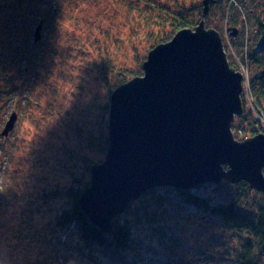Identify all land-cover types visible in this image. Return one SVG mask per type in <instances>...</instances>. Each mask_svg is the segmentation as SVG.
<instances>
[{
  "label": "trees",
  "instance_id": "16d2710c",
  "mask_svg": "<svg viewBox=\"0 0 264 264\" xmlns=\"http://www.w3.org/2000/svg\"><path fill=\"white\" fill-rule=\"evenodd\" d=\"M7 1L2 2V8L3 3L7 4ZM68 1L72 2L73 6H68L65 15L47 14L50 9L45 12L41 21L42 29L46 27L47 35L56 19L66 16L67 20L60 22L64 25V31L74 37L84 35L83 38L89 47L97 45L95 49H99L98 44L102 39V47L99 50L107 53L108 58L106 63H100L99 68L95 66V61H92L93 64L87 62L94 65L89 70L88 77L91 76L99 82L105 88L107 96L101 103L100 99H97L96 107L102 112L95 132L93 133L90 125H87L86 130L88 132L91 127L87 139L88 146L96 149L99 155H106L109 146V98L112 92L128 82L129 78L140 76L135 69L127 68L121 59L128 42L126 36L138 33L135 23L138 16L146 27L154 28L149 37L157 46L170 41L183 29H195L201 21L205 0ZM23 2L24 0H13L15 8H21ZM58 6L55 1L52 9ZM30 19L19 18L21 22H16L18 30L26 29L23 32V38L26 40L29 33L31 34L29 28L36 20L34 17ZM89 23L90 26L87 25ZM138 24L141 25L139 22ZM205 24L221 35L228 28L236 29L237 36L230 37L225 45L229 63L236 69L238 67L234 59L240 61L241 65L248 64L250 93L246 97L242 96L244 110L235 118L234 134L237 137L241 135L239 139L244 141L248 139L245 134L249 133L248 135L254 137L263 133L262 122L256 115H264V0H210ZM94 33L97 35L91 38ZM40 42L41 40L36 45ZM18 43L19 47L25 45L22 40H18ZM106 46L108 49H105ZM151 50L152 48L148 52ZM145 61L146 59L138 60L137 70H143ZM8 92L6 89L2 91L4 94ZM28 99L26 97L24 102ZM82 157L79 163L77 159L70 158L71 165L55 164L53 170L64 172L68 177L66 182L61 183L62 180L53 177L41 190H36V195L35 191L30 195L31 200L25 202L30 206L29 215L38 213L34 200L42 201L51 215L40 229L34 222L36 230L29 224L24 227L16 226L14 235L25 233L29 241L39 244L34 249L24 246L22 241L16 244V248L14 244L12 250L15 252L9 254L6 263L185 264L181 260L174 261L172 257H166L161 252L163 248H179L182 240L177 227L183 231L188 221L199 222L203 227L213 224L215 228L240 236L230 264L264 263V202H255V199L251 198V194L260 192L251 189L246 182L205 184L189 191L173 188L150 190L131 203L128 209L114 220L112 231L106 234L90 223L79 206L81 194L90 186V169L100 163H97V158L86 154H82ZM80 169L83 170L82 174L77 175ZM0 186L2 219L7 207L15 206L19 201L24 202L25 197L19 192L12 193L8 190H5L7 194L3 193L1 190L4 185ZM212 187L214 195L207 192ZM249 207H255V212L249 210ZM30 223L32 224V221ZM28 227L30 233L21 230ZM0 264L5 263L0 259Z\"/></svg>",
  "mask_w": 264,
  "mask_h": 264
},
{
  "label": "water",
  "instance_id": "95a60500",
  "mask_svg": "<svg viewBox=\"0 0 264 264\" xmlns=\"http://www.w3.org/2000/svg\"><path fill=\"white\" fill-rule=\"evenodd\" d=\"M210 0L199 26L179 31L153 48L142 76L110 96L109 146L90 169L79 206L108 234L128 206L157 188L189 191L211 183L246 182L264 194V134L237 141L232 132L243 113V76L231 67L220 33L206 29ZM43 22L35 29L41 40ZM230 37L238 31L228 28ZM11 115L2 131L15 128Z\"/></svg>",
  "mask_w": 264,
  "mask_h": 264
},
{
  "label": "rangeland",
  "instance_id": "374dc122",
  "mask_svg": "<svg viewBox=\"0 0 264 264\" xmlns=\"http://www.w3.org/2000/svg\"><path fill=\"white\" fill-rule=\"evenodd\" d=\"M6 1L0 0V184L4 185L1 192H19L25 197L24 202L19 201L15 206L7 207L5 216L0 219V259L5 264H10L6 262L9 254L15 252L12 250L14 244L16 248V244L22 241L21 244L30 249L39 244L29 241L25 233L14 235L16 226L24 227L29 224L35 230L38 226L40 229L51 215L42 201L34 200L38 213L31 216L30 206L25 202L31 200L30 195L34 191L36 195V190H41L53 177L62 180L61 183L68 180L64 172L53 170L55 164L71 165L70 158L77 159L79 163L83 158L82 154L97 158V163L105 159V155H99L96 149L90 148L87 143L90 129L92 127L93 133L95 132L102 112L96 107L97 99H100L101 103L107 96L105 88L91 76L88 77V72L94 67L92 61H95V66L99 68L100 63H106L108 57L107 53L99 50L102 47V39L98 44L99 49H95L97 45L89 47L83 38L84 35H77L76 38L64 31V25L60 22L64 23L66 16L57 18L47 35L44 27L41 42L37 45L34 42L35 29L43 20L45 12L50 9L47 14L65 15L68 6H73L72 2L24 0L21 8H15L13 0H8L7 4L3 3L2 8V2ZM55 1L59 6L53 10ZM32 17L36 20L29 28L30 38L28 36L26 40L23 38L26 29L18 30L16 22ZM138 19L135 22L138 33L125 35L128 42L121 59L127 68L135 69L134 71L142 76L143 70H137L138 60L146 59L148 51L156 46L149 37L154 28L149 29L139 16ZM96 35L97 33H94L90 37ZM229 38L225 30L222 34L224 45L228 44ZM18 40H22L25 45L19 47ZM234 62L238 72L243 74L246 97L249 95V83L246 81V75L249 77L248 64L242 68L240 61L234 59ZM3 89L9 90L8 94L2 93ZM26 97L29 99L24 102ZM14 113L17 114L15 128L8 136L3 137L2 131ZM256 117L259 119L257 115ZM234 121L232 132L234 138L241 142V135L237 137L234 134ZM87 125L91 126L88 132ZM262 129L264 133L263 123ZM248 134H245L246 138H251ZM82 171L80 169L77 175H81ZM2 181L4 183H1ZM213 190L212 187L207 192L214 195ZM204 194H207L205 190ZM250 196L255 202H264V194ZM254 208L249 207V210L255 212ZM33 222L38 226L35 227ZM28 229L29 227L21 230L30 233ZM177 229L182 240L181 247L168 250L163 248L161 253L166 257H172L174 261L181 260L185 264H230L234 258L233 251L240 240L236 233H227L223 229L215 228L213 224L203 227L195 221L186 222L183 231H180V227ZM19 235L22 236L18 238Z\"/></svg>",
  "mask_w": 264,
  "mask_h": 264
},
{
  "label": "built area",
  "instance_id": "2783aa9c",
  "mask_svg": "<svg viewBox=\"0 0 264 264\" xmlns=\"http://www.w3.org/2000/svg\"><path fill=\"white\" fill-rule=\"evenodd\" d=\"M244 65H242V68H243ZM247 77V75H246ZM259 119L261 120V122L264 124V115L260 114L258 115Z\"/></svg>",
  "mask_w": 264,
  "mask_h": 264
},
{
  "label": "bare ground",
  "instance_id": "6f19581e",
  "mask_svg": "<svg viewBox=\"0 0 264 264\" xmlns=\"http://www.w3.org/2000/svg\"><path fill=\"white\" fill-rule=\"evenodd\" d=\"M203 10H204V9H203ZM202 15H203V13H202ZM201 19H202V17H201ZM200 22H201V21H200ZM199 24H200V23H199ZM198 26H199V25H198ZM198 26H197V27H198ZM197 27H196V28H197ZM205 27H206V24H205ZM196 28H195V29H196ZM206 29H212V28H207V27H206ZM192 30H194V29H192ZM213 30H214V29H213ZM215 31H216V30H215ZM216 32H218V31H216ZM218 33H219V32H218Z\"/></svg>",
  "mask_w": 264,
  "mask_h": 264
}]
</instances>
